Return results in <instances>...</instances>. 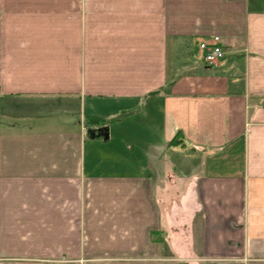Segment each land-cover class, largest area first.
<instances>
[{
    "label": "crops",
    "instance_id": "obj_1",
    "mask_svg": "<svg viewBox=\"0 0 264 264\" xmlns=\"http://www.w3.org/2000/svg\"><path fill=\"white\" fill-rule=\"evenodd\" d=\"M0 264H264V0H0Z\"/></svg>",
    "mask_w": 264,
    "mask_h": 264
},
{
    "label": "built area",
    "instance_id": "obj_2",
    "mask_svg": "<svg viewBox=\"0 0 264 264\" xmlns=\"http://www.w3.org/2000/svg\"><path fill=\"white\" fill-rule=\"evenodd\" d=\"M202 54V60L206 66H217L226 56L227 52L218 36H213L209 42H202L198 45Z\"/></svg>",
    "mask_w": 264,
    "mask_h": 264
},
{
    "label": "trees",
    "instance_id": "obj_3",
    "mask_svg": "<svg viewBox=\"0 0 264 264\" xmlns=\"http://www.w3.org/2000/svg\"><path fill=\"white\" fill-rule=\"evenodd\" d=\"M126 115H127V114H126ZM124 116H125V114H122V115H120L119 117L115 118V119L112 120V121H117V120L121 119V118L124 117Z\"/></svg>",
    "mask_w": 264,
    "mask_h": 264
},
{
    "label": "water",
    "instance_id": "obj_4",
    "mask_svg": "<svg viewBox=\"0 0 264 264\" xmlns=\"http://www.w3.org/2000/svg\"><path fill=\"white\" fill-rule=\"evenodd\" d=\"M105 138H107V135L105 136Z\"/></svg>",
    "mask_w": 264,
    "mask_h": 264
},
{
    "label": "rangeland",
    "instance_id": "obj_5",
    "mask_svg": "<svg viewBox=\"0 0 264 264\" xmlns=\"http://www.w3.org/2000/svg\"><path fill=\"white\" fill-rule=\"evenodd\" d=\"M111 123L113 122V121H110Z\"/></svg>",
    "mask_w": 264,
    "mask_h": 264
}]
</instances>
